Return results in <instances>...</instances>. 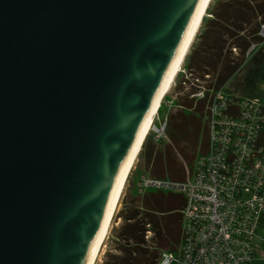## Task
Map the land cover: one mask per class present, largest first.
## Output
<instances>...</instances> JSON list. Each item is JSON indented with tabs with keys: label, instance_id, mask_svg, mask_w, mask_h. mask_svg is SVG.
<instances>
[{
	"label": "water",
	"instance_id": "water-1",
	"mask_svg": "<svg viewBox=\"0 0 264 264\" xmlns=\"http://www.w3.org/2000/svg\"><path fill=\"white\" fill-rule=\"evenodd\" d=\"M197 0H0V264H86Z\"/></svg>",
	"mask_w": 264,
	"mask_h": 264
},
{
	"label": "built area",
	"instance_id": "built-area-1",
	"mask_svg": "<svg viewBox=\"0 0 264 264\" xmlns=\"http://www.w3.org/2000/svg\"><path fill=\"white\" fill-rule=\"evenodd\" d=\"M259 34L264 37V24ZM260 44L253 43L246 56ZM197 79L200 87L192 98L208 97V151L185 181L142 175L138 183L140 191L171 189L186 198L179 250L163 253L157 264H250L257 250L255 227L264 216V104L221 87L205 91ZM164 119L160 126L153 124L154 139L165 137L167 115Z\"/></svg>",
	"mask_w": 264,
	"mask_h": 264
},
{
	"label": "trees",
	"instance_id": "trees-1",
	"mask_svg": "<svg viewBox=\"0 0 264 264\" xmlns=\"http://www.w3.org/2000/svg\"><path fill=\"white\" fill-rule=\"evenodd\" d=\"M212 15L214 24L209 26L204 35L200 50L194 56L191 54L187 67L202 80H207L203 74L211 75L209 87L212 90L221 87L225 91L228 81L245 64L247 48L261 40L259 31L264 24V0H221ZM233 47L239 49L238 54L232 52ZM185 97L176 102L180 109L167 114L166 138L155 139L156 142L165 139V142H160V148L151 146L147 158L150 177L185 181L192 173L196 159L208 151V97ZM200 135L204 136L198 141ZM168 138L172 143H168ZM181 141L185 142L183 146H177ZM197 141L201 144V151L194 157L193 150ZM173 147L178 148L188 160L194 157L192 170L186 173V169L177 164ZM142 175L147 176L139 171L129 194L128 208L122 214L123 222L116 235L119 253H107L105 264H157L163 253L174 254L179 250L185 195L171 189L154 187L140 191L137 182ZM147 230L154 235L147 238Z\"/></svg>",
	"mask_w": 264,
	"mask_h": 264
},
{
	"label": "rangeland",
	"instance_id": "rangeland-1",
	"mask_svg": "<svg viewBox=\"0 0 264 264\" xmlns=\"http://www.w3.org/2000/svg\"><path fill=\"white\" fill-rule=\"evenodd\" d=\"M221 0H212L208 9L207 13L205 15V19L203 20L200 30L196 36V38L193 41V44L188 51L186 58L181 65L178 74L176 75L173 84L167 94H165L164 98L161 101L160 107L158 109V112L155 116V122L154 124L157 126H160L163 121L165 120L164 117L171 112H176L178 109H180V106L178 105L177 100H184L187 96L188 98H192V94L196 92V88L198 89L200 86L197 85L196 81L197 79V73L194 71H191L187 67V63L191 58V54L193 56L200 50V46L203 43V40L205 39L204 35L208 32L209 26L213 25V15L212 11L216 7L217 3H219ZM261 36V35H260ZM261 43L259 46H255L249 54V56H246L245 64L242 66L241 70L234 76L232 79L228 81V83L225 86V92L234 95V96H244L249 98H257L261 100V102L264 104V37L261 36V40L259 41ZM248 50V48H247ZM232 52L234 53L233 49ZM239 53V49H238ZM237 53V54H238ZM206 76V81H198L200 85H202L204 88L203 90L208 91L211 90L210 86V79L211 75L205 73L203 74ZM214 83V82H212ZM162 109V111H161ZM153 129L151 127V130H149V133L147 135L148 138L145 139L146 144L143 145L138 158L134 164V167L128 177V180L125 184L122 196L120 198V203L118 208L116 209L115 215L113 217L111 227L109 229V232L107 234V237L104 240L103 246L100 250V254L97 257L94 264H105V260L107 259V253L113 252L115 254H118V240H117V231L119 230V226L123 222L122 214L123 212L128 208L129 204V194L132 191V187L134 186L136 177L138 178L139 171H142L147 176L149 175L148 171V159H149V153L151 146L159 147L161 146L160 142H165L164 140H160L158 142L155 141L154 136L156 133L152 132ZM166 135L168 132H165ZM204 135H200L198 137V141L203 138ZM166 138V136L164 137ZM163 139V137L161 138ZM168 143H172L170 138L167 139ZM196 144V147L193 150V154L198 155L201 151V144ZM182 143H185L184 141L179 142L177 146H183ZM190 147H192V144H189ZM174 148V152L176 153V159L177 164L184 169L192 170L193 163H194V157L192 160H188L184 154L180 152L178 148ZM189 148V147H188ZM188 155V154H187ZM148 158V159H147ZM148 166V167H147ZM142 178V177H141ZM141 180V179H140ZM139 181L137 182V184ZM148 231V230H147ZM146 231V232H147ZM154 233L151 232V236H153ZM146 236V235H145ZM150 237L149 239H151ZM253 242L254 245L257 246L256 250V257L252 258V261L250 264H264V216H262L259 219V222L257 224V227H255L254 235H253Z\"/></svg>",
	"mask_w": 264,
	"mask_h": 264
},
{
	"label": "bare ground",
	"instance_id": "bare-ground-1",
	"mask_svg": "<svg viewBox=\"0 0 264 264\" xmlns=\"http://www.w3.org/2000/svg\"><path fill=\"white\" fill-rule=\"evenodd\" d=\"M211 1L212 0H197L194 5V9H193L189 24H188L186 33L183 37V40L180 44V47L169 65V68L165 74L163 82L155 96L153 104L149 112L147 113L142 123V126L138 132L137 138L129 153V156L127 157L126 161L122 165L116 177L113 189L110 194V198H109V202H108V206L106 209V213H105V217L103 220L101 230L92 244L91 253L89 255V258L86 264H94L97 257L100 254V250L103 246L104 240L107 237V234L111 227V223L115 215L116 209L119 206L120 198L122 196L125 184L134 167V164L138 158V155L143 147V144L145 142V139L147 138L149 130L151 129V127L153 126L155 122V116H156V113L158 112L161 101L164 98L165 94L169 92L173 84V81L176 75L178 74V71L186 58V55L188 51L190 50L193 44V41L196 38L200 30L201 24L203 20L205 19V15L207 13V9Z\"/></svg>",
	"mask_w": 264,
	"mask_h": 264
},
{
	"label": "crops",
	"instance_id": "crops-1",
	"mask_svg": "<svg viewBox=\"0 0 264 264\" xmlns=\"http://www.w3.org/2000/svg\"><path fill=\"white\" fill-rule=\"evenodd\" d=\"M255 255H256V254H255ZM256 256H257V255H256ZM256 256H255V257H256Z\"/></svg>",
	"mask_w": 264,
	"mask_h": 264
}]
</instances>
